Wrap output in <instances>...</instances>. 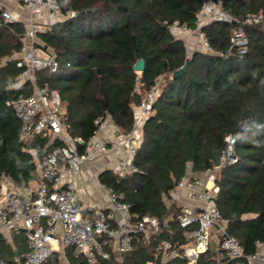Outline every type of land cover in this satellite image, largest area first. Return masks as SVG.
Segmentation results:
<instances>
[{"label":"trees","instance_id":"16d2710c","mask_svg":"<svg viewBox=\"0 0 264 264\" xmlns=\"http://www.w3.org/2000/svg\"><path fill=\"white\" fill-rule=\"evenodd\" d=\"M58 1L67 17L39 31L41 42L36 45L54 54L59 67L55 72L38 71L37 84L59 91L72 137L87 141L96 129L95 120L107 115L123 132H130L135 107L160 80L133 159L135 169L125 176L106 170L101 181L123 193L136 220L142 214L163 217L180 211L165 198H171L188 170H215L217 208L229 220L228 232L246 253L255 251L256 241L264 240V28L245 25L249 46L242 54L230 41L233 23L204 25L211 51H194L188 69L174 77L188 49L171 26L178 22L195 28L206 0ZM217 1L236 18L264 14V0ZM25 31L18 20L0 24V183L7 176L20 186L38 177L33 151L43 150L50 140L40 132L22 138L20 120L8 104L21 92L33 91L28 81L18 85L22 68L14 58ZM138 58L146 61L143 71L133 69ZM228 136L236 139L237 160L216 169ZM172 229L174 240L187 241L176 220ZM26 238L24 230L14 234L12 242L0 236V260L24 264ZM154 247L152 239L140 234L132 250L120 258L99 256L95 264L160 263ZM67 248L72 264H92L85 255L73 256L74 247ZM215 254L209 248L199 260L215 264ZM172 261L187 263L181 258ZM58 263L55 258L47 264Z\"/></svg>","mask_w":264,"mask_h":264},{"label":"built area","instance_id":"2783aa9c","mask_svg":"<svg viewBox=\"0 0 264 264\" xmlns=\"http://www.w3.org/2000/svg\"><path fill=\"white\" fill-rule=\"evenodd\" d=\"M5 1L7 0H0L4 4L0 9V24L16 20ZM18 1L27 9L29 17L24 44L14 58L17 66L22 68L19 82H30L33 91L21 92L9 100L8 104L13 107L20 120L22 138L37 132L50 137L40 160L35 186H28L24 195L9 187L4 190L0 188V236L9 240L13 232H26L28 249L23 254L24 264H46L60 246L74 247L76 255L84 254L89 263L95 264L99 256L111 258L115 252L120 256L129 252L140 234L154 241V255L161 259L181 258L187 264H204L200 262V256L210 248L213 238H217L221 256L215 262L264 264V240L256 241L255 251L246 253L239 240L229 234V220L223 218L217 208L216 193L219 187L215 182V170L206 172L205 179L182 178L176 188L187 190V197L191 199L192 205H176L180 208L176 213L163 217L142 214L133 220L123 193L105 186L108 206H100L90 215L84 214L85 207L81 202L76 180L86 163L97 161L114 150L115 145L106 132L110 129L121 132V128L107 115L95 120L96 129L87 141L70 135L64 121L63 101L59 91L37 84L38 71L48 69L55 72L59 67L54 54L36 43L42 18L60 12V3L58 0ZM214 21L234 24L230 41L242 54L247 52L249 46L245 25L257 23L264 28L263 13L240 19L225 10L217 0H206L198 13L195 28L176 22L171 30L174 34L181 31L199 35L204 48L209 52L212 48L202 27ZM159 82L160 80L146 92L145 98L137 106L139 116H136L134 128L123 133L121 142L127 146L129 156L120 161L116 170L120 176L135 169L133 159L141 142L136 134V126L151 113L160 91ZM226 142L219 166L237 160L234 152L236 139L228 136ZM64 171L69 174L68 179H65ZM172 204L173 200L167 205ZM173 220L185 229V243L174 240ZM166 232L168 236H164ZM0 264L10 263L0 260Z\"/></svg>","mask_w":264,"mask_h":264},{"label":"crops","instance_id":"0c3cea01","mask_svg":"<svg viewBox=\"0 0 264 264\" xmlns=\"http://www.w3.org/2000/svg\"><path fill=\"white\" fill-rule=\"evenodd\" d=\"M5 4L13 11L16 20L23 22L27 28L28 17H29V12L27 11V9H25L19 3L18 0H7V1H5ZM56 14L57 13L44 16V18H42L41 22H45L48 24H50V22L51 23L55 22L56 21L55 17L59 16ZM57 20H60L59 17L57 18ZM37 42H41V41L37 40ZM21 84H23V82L18 83V85H21ZM135 112H136V116L138 117L139 112H138L137 106L135 107ZM144 120L138 122L137 126H136V134L140 139H142V136H143ZM106 133H108V135L110 136L112 144L115 145L114 150L111 151L110 154L99 158L97 161L86 163L82 167L79 178L76 180L78 193H79L81 202L83 203V205L85 207L84 214H88V215L92 214L94 209H96L100 206H104V207L108 206V193H107V189L105 187L106 185L101 181L100 175L106 170H112L113 172L116 173V170L120 164L121 159H124V158L129 156V151H128L127 146L121 142V138H122L124 132L122 130H121V132H117V131L110 129ZM33 152L36 155L38 154V152H36L35 150ZM41 157H38V156L36 157L37 158L38 172L40 170L39 166H40ZM64 175H65V179L69 178V174L67 173V171H64ZM185 177L186 178L200 177L202 179H205L206 173H197V172H193L191 169H189ZM37 179H38V177H34L28 185L20 186L17 183H15L11 178L4 176L1 183H0V188H2V190H4L6 187H9L10 189L16 190V191L22 193V195H24L23 194L24 190L28 186H35ZM165 199H166L167 204H169L170 201L173 200L174 204L176 203V205H178V206L190 207V205H192L191 199H189L187 197V190L184 188H181V189L176 188L175 190H173L171 192V198L166 197ZM18 232H13L11 235V238L9 240H7V239L6 240L9 242H12V240L14 238V234H16ZM218 245H219L218 239L213 238L211 245H210V248L216 253L215 259H217L219 256H221V252L218 250ZM67 247H69V246H67ZM67 247L60 246V249L55 251L54 256L47 263L52 261L58 252H61L64 254V256L66 258L65 264H72L70 259H69L68 254H67V249H68ZM72 254H73V256H80V255L75 254L74 248H73ZM81 255H84V254H81ZM115 256L118 258L121 257L118 254V252H115ZM161 261L174 263V261L166 260V259H161ZM175 263H180V262H175ZM215 264H221V263L216 262Z\"/></svg>","mask_w":264,"mask_h":264},{"label":"rangeland","instance_id":"374dc122","mask_svg":"<svg viewBox=\"0 0 264 264\" xmlns=\"http://www.w3.org/2000/svg\"><path fill=\"white\" fill-rule=\"evenodd\" d=\"M56 15H59L58 17L60 20L67 17V15L63 14L61 11L57 12ZM58 17H55L56 18L55 20H57ZM50 24H51V22H50ZM48 25H49L48 23L40 22L39 30H44ZM175 35L179 38H182L184 40V42L186 43L187 49H188V57H190L191 54L196 50L206 51L203 43L201 42V38L199 35H196V34L189 35L188 33L181 32V31L177 32ZM38 38H37V40L40 41L39 40L40 38L39 39ZM40 53H42V52H40ZM55 258H57V260L59 261V264H65L66 263V258L64 256V254L61 252H58L56 254V256L54 257V259ZM149 264H182V263H175V262L171 263V262L161 261V263L151 262Z\"/></svg>","mask_w":264,"mask_h":264},{"label":"water","instance_id":"95a60500","mask_svg":"<svg viewBox=\"0 0 264 264\" xmlns=\"http://www.w3.org/2000/svg\"><path fill=\"white\" fill-rule=\"evenodd\" d=\"M3 7H4V4L0 2V9H2ZM76 14L78 15V14H80V12H77ZM189 63H190V58L188 57L186 59L184 65L180 69H177L173 72V76L177 77V76L181 75L182 73H184L188 69ZM145 66H146L145 59L144 58H138L133 65V69L136 71H143L145 69ZM44 152H45L44 149L40 150L38 152L37 156L41 157L44 154ZM220 162H221V159H220V157H218L216 160V166H219Z\"/></svg>","mask_w":264,"mask_h":264}]
</instances>
